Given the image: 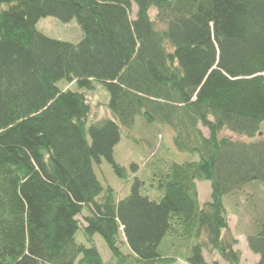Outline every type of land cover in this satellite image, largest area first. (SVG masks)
Returning a JSON list of instances; mask_svg holds the SVG:
<instances>
[{
  "label": "trees",
  "instance_id": "16d2710c",
  "mask_svg": "<svg viewBox=\"0 0 264 264\" xmlns=\"http://www.w3.org/2000/svg\"><path fill=\"white\" fill-rule=\"evenodd\" d=\"M49 16L77 19L83 37L46 35ZM98 83L105 114L88 97ZM138 118L171 126L197 158L154 151L147 176L118 162ZM103 162L128 195L99 179ZM253 182L264 185V0H0V264H240L227 203ZM263 208L249 210L253 264Z\"/></svg>",
  "mask_w": 264,
  "mask_h": 264
},
{
  "label": "rangeland",
  "instance_id": "374dc122",
  "mask_svg": "<svg viewBox=\"0 0 264 264\" xmlns=\"http://www.w3.org/2000/svg\"><path fill=\"white\" fill-rule=\"evenodd\" d=\"M38 28L46 35L71 42H78L83 37V31L77 21L64 22L55 17L42 18L38 23ZM88 97L93 107L98 110L99 114H105V104L109 100V94L102 84H96L95 89L88 92ZM138 118L132 135L137 138V142L133 139L124 137L116 148V160L123 165L129 166L132 161L136 162L141 167L143 175L147 176L150 170L147 167V160L152 156V152L159 154L163 148L168 152L171 158L177 161H185L193 156L188 152H180L173 143L174 131L169 125L149 124L146 125ZM157 133V136H156ZM149 144H152V149H146ZM149 150V151H148ZM149 152V153H148ZM96 172L99 179L104 184H110L118 192V197L123 198L130 192V183L125 184L113 171L112 167L103 162L102 165L96 166ZM199 200L201 203L207 202L210 199L211 183L208 180L197 182ZM251 195V200L254 206H248L249 200H246L245 195ZM256 200V203H255ZM238 201V202H237ZM264 206V185L259 182H253L239 195V198H230L227 203L229 224L232 232L238 238V248L242 253L240 264H253L258 260V255L251 252L247 245V234L253 232V214L255 210L262 212ZM264 209V208H263ZM251 210L253 214L249 211ZM76 239L83 241L81 232H78ZM96 245L102 256L107 258L109 249L101 236L96 235ZM210 263L216 261L217 264H225L216 254H208ZM177 264H187L179 260Z\"/></svg>",
  "mask_w": 264,
  "mask_h": 264
}]
</instances>
